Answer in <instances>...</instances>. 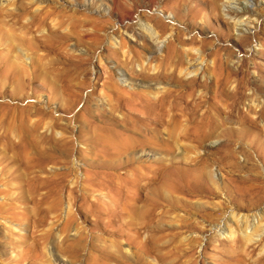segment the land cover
<instances>
[{
	"label": "rangeland",
	"instance_id": "374dc122",
	"mask_svg": "<svg viewBox=\"0 0 264 264\" xmlns=\"http://www.w3.org/2000/svg\"><path fill=\"white\" fill-rule=\"evenodd\" d=\"M108 1L0 0V264H264V1L254 0L258 19L242 17L252 21L245 31L235 25L233 13L224 14L225 0H116L118 12L112 16L101 12ZM152 16L161 21L152 29L164 28L157 41L142 26ZM112 25L117 33L109 38ZM176 32L181 33V42H175L178 55L169 62L163 57ZM120 39L130 58L135 56L134 63L125 61ZM157 43L162 51L154 53ZM216 53L223 73L235 72L237 78L234 74L231 78L241 87L238 94H226L218 102L221 111L214 107L219 113L214 112L213 135L198 146L199 152H210L209 158L192 156L184 147L190 141L181 131L193 125L187 118L179 123L183 129L172 131L158 122L146 130L138 123L141 132L136 137L145 145L136 148L137 154L144 149L150 153L147 157L127 162L86 154L96 129L127 131L126 125H131L121 116L123 109L112 101V110L109 104L110 92L103 87L106 70L113 71L119 82L123 71L146 84L153 79L154 67L162 73L168 70L169 77L163 73L158 81L191 102H202L199 117L211 109L204 98L212 94L198 83L214 79ZM177 59L184 65L190 59L201 63L197 72L171 73L169 65ZM193 75L194 85L188 80ZM122 85L129 91L138 89ZM234 85H228L229 92ZM233 98L235 107H227ZM69 100L75 102L67 107ZM155 133L159 143L183 145L166 155L165 147L151 142ZM67 138L73 155L68 163ZM9 140L22 142L11 149ZM67 166H72L78 184L66 180L54 194L59 186L39 176L64 172ZM97 171L127 174L122 186L135 180L133 173L140 174L131 186L139 207L138 225L153 219L149 227L129 226L128 232L136 233L138 240L147 239V251L120 236L122 252L117 256L114 237L94 225L90 216L81 211L67 217L68 189L76 185L81 191L86 173ZM102 177L100 185H89L96 191L89 196L106 198L104 193L118 189L115 177ZM231 213L241 223L230 218ZM227 220L235 230L231 238L217 232ZM81 243L72 256V248Z\"/></svg>",
	"mask_w": 264,
	"mask_h": 264
},
{
	"label": "bare ground",
	"instance_id": "6f19581e",
	"mask_svg": "<svg viewBox=\"0 0 264 264\" xmlns=\"http://www.w3.org/2000/svg\"><path fill=\"white\" fill-rule=\"evenodd\" d=\"M124 3H125V1H124ZM260 3H262V0L259 1V4ZM84 4L87 5V2L86 3L84 2ZM88 4H89V2H88ZM115 5H116V0H109L108 4H105L103 7L101 6V8H102L101 12L102 13L108 12L112 16L113 12H115V10L117 11V9H115ZM127 5H129V4H127ZM131 6L132 5L130 4L129 7H131ZM221 8L224 11L225 15H228L230 13L234 14L235 25L238 27V29L240 31H245V30L249 29V26L252 24L251 20L249 21V20L242 19V17L244 18V15H247V17H249V18H255V19H258V15H259L258 3H256L254 0H225V2H223V4H221ZM98 17H93V21H96L98 19ZM109 17L105 16L103 19L109 20ZM149 22H147L148 24L145 23L142 26L148 32L149 38L153 41H157L159 35H161L164 32V28H161L158 31L152 29V24L155 27V25L159 26L160 22H161L158 18L155 19V16H152L151 20ZM111 27H112L111 32L108 33L109 38H111L110 35H112V34L116 35V33H117V31L115 30V26L112 25ZM92 31H94L92 33H95V34H97V36H99L98 31H95V30H92ZM173 37H174L173 39L168 41L167 50H166V53L164 54V57H163V59H165L166 61H169V62H170V60H172L174 55H176V56L178 55V48L175 45V42H177V41L181 42V33L176 32V33H174ZM118 46H119V49L121 50V52L123 54V57H125V61L127 60L126 62L129 64L132 61L134 63L135 56L132 55V58H130V56H129L130 52L125 47L126 46L125 41L120 39V41L118 42ZM185 49H187V48H185ZM152 50L154 53H159L162 51V46L157 43L156 45H154L152 47ZM133 57H134V60H133ZM181 61H182L181 59H177V61L174 64L169 65V67L172 66L171 73H174L176 71H178V72L186 71L185 74L190 73V72H197V70L199 69L198 65L201 63L200 61H198L196 59L195 60L190 59L186 63V65H184V63H182ZM222 64L223 63L221 62L218 54L216 53L215 60L212 63V70L214 71V79L209 83H206L205 80L200 81V82L198 81L199 82L198 84L202 88H206V90L207 89L210 90L211 91L210 94H212V95H208L204 98L205 101L209 102L210 106H208V107L211 108V109L208 108L207 112H205V113H208V112L210 113V110H211V113L208 115H206L205 113H202V114L200 113L201 115L199 117H197V112L199 111L198 108H199V106H201L202 102H200V101L199 102H191L187 98L185 99V97L183 95H180L183 93H181L179 90L172 88V87L170 88L169 86H166V85H164L158 81L159 77L163 73H165V75L167 77H169V74H168L169 72L168 73L166 72L168 70H166L162 73V71H159V70L155 71L158 68L154 67L152 70L154 72H152V74H151L153 79L150 81L148 80L150 83H147V84L142 83V82L139 83L135 80H132L123 71H120L118 74V76L121 80V82H119L116 80V78H115L116 76L114 75L113 71H111V70L107 71L106 70L105 75H104V80H103V87L110 92V93H108L109 95L107 96L109 104H110L112 110H114L113 105H111L112 101H114L113 103L115 105H117L120 109H123L125 111V113H122L121 116L122 117H128L124 120L126 123H130L131 125H129V124L126 125L127 131L117 130V129H114V128L108 127V126L103 127L100 130L96 129L94 139L90 142L89 147L85 148V150L87 151L86 154L90 153V154H93L97 157H111L112 156L113 158L118 159V160L125 159L127 162L130 160H133V159H141L143 157H147L150 155V153H149V151H145L144 149L141 150V153L137 154L138 152H137L136 148L138 146H144L145 145L143 140L138 139L136 137L137 134L141 132V128L139 127L138 123H141L143 128L146 130V129H149L148 127H150L152 124H155L158 122V123L164 124L165 127L168 128V131L169 130L172 131V130H175V129H173L174 127H180L179 123L182 122L181 121L182 118H187L188 120L193 122L192 123L193 125L189 126L188 128L184 127V129L182 127H180V130L183 129L181 131V132H183V134H182L183 139L190 141V143H188V144H185V142H183L185 144L184 147L187 146L188 152L191 155L194 154V156L202 158L204 160L209 158L210 152L205 151V152L201 153L198 151V146L201 145L206 139L211 138L213 135L211 127H212V125H214L213 123L215 122V121H213L214 112L216 114L218 112V111L214 110V107L217 106L218 110L221 111L219 106H218V102L224 97L227 98L226 94H238L239 89L241 87L240 81H238L237 79L231 78V76H232L231 74H234L236 77L237 76L236 73L235 72L223 73V70L221 68ZM141 68H144L142 66V64H141ZM34 73L35 72H33V74ZM18 75H19V73H18ZM20 76H18V77H20ZM188 80L191 82L192 85H194V84H196L197 76H195V75L190 76ZM201 82L204 83L203 86H202ZM233 82H235L234 90L229 92L227 87H228V85H230ZM121 83L127 84V85L130 84V86L136 87V88L138 87V89L129 91L128 89L123 87V85ZM104 91L105 90H103V93H104ZM151 92L153 94H155V97L153 99L151 97H150L151 99H148L147 96H148V94L150 96ZM206 92H208V91H206ZM94 93L95 92L92 91L89 94H94ZM152 96H154V95H152ZM74 102H75V100L65 101V105L67 107H70ZM236 102H237V99L233 98L230 101V104L227 105V107L228 106L231 108L235 107ZM205 111H206V109H205ZM257 113L259 116L262 113V108H260L259 111H257ZM243 116L253 123L256 122L254 117L251 118V117H248L249 115H245V114ZM184 121H185V119H184ZM183 123H181V124H183ZM188 123H186V124H188ZM216 125H217V122H216ZM156 136H157L156 133H155V135H152L153 139L151 140V142H154V144L157 147H159V146L165 147L167 149L165 151L166 155L170 154L171 149L174 146L177 149L178 147H181L180 145H183L182 143H180L181 141L180 142H178V141L169 142L170 140L169 141L167 140L168 143H166V142L164 144L162 142L159 143V142H157L158 139ZM171 137H173V136L171 135ZM174 137H176V136H174ZM180 137H181V133H180ZM67 139H69V138H67ZM21 142H22V140H20L17 143L15 141L9 140L8 145L11 147V149H14V148L20 147ZM71 142L72 141L69 139V140L65 141V145H64L65 146L64 154H65V158L67 159L66 163H68L70 161L69 157L73 156V155H71ZM83 149H79V150L82 151V153H83L84 152ZM83 160H86V161L88 160L87 155H86V157H83ZM102 172L103 171H97L94 173H92V172L86 173L85 177L83 178L84 184H83L82 190L80 189L81 191L77 190V188L75 187L78 184L79 178L76 175H72V166L71 167L67 166V170L64 172H57V173H54L52 175L44 176V177L39 176V178H40V180L41 179L44 180L46 183L47 182L54 183L56 186H59V189H57L58 191H54V194H58L60 189L64 188L65 183H67L66 180H68V181L70 180L72 184H76V185H73L72 187H70L68 189L69 200H68V212L66 214L67 217L71 218L72 216L76 215L75 213H77V212L79 213L81 211H82V213H84V216L85 215L90 216L92 223L94 225L100 226V228L103 231L108 232L109 234H111L114 237V239H112L113 240L112 243H114V244H112V247H113V251H114L115 255L118 256L119 253L122 252L121 246L119 245V243H121V242L118 239L120 236L125 237V239H127V240L134 241L137 244L139 249H141L143 251H147L148 250L147 239H145V241L138 240V239H136L137 238L135 235L136 233L130 234L129 233L130 231L128 232L129 226H134V229L136 228L137 230H142L143 228L150 226V219L151 218H148L149 220L146 222L140 221L141 225H138V220H137L138 215L136 217V214L139 211V209H138L139 207H137V203H136L137 198L134 195V193L132 192L131 186L136 184V182H137L136 178H139L140 174L133 173L132 179H135V180L131 181V183L127 184L126 186L125 185L122 186V183L124 180L122 178V176L125 177V176H127V174H122V173L115 174L114 173L112 175H108L107 173H102ZM102 175L115 177L114 186L118 185V189L116 191H113V192L107 191L106 194L104 193L106 198L89 196L88 192H91V193L96 192L95 189H91L89 187V185H97V186L100 185V183H101L100 178H103ZM109 189H111V188H109ZM54 190H56V188H54ZM61 191H63V190H61ZM73 208H75V211H73ZM153 208L155 209V207H153ZM148 213H147V215H148ZM147 217H151V216H147ZM230 218H232L234 221L236 220L237 223H241V221H239V218L236 217L235 213H231ZM228 221L229 220L225 221L224 224H221L219 226V228H217V232L219 235H224V236H228L231 238L235 235V230H234V227L232 226V223L230 224ZM243 222H245V221H243ZM101 223L104 225V227H101V225H100ZM107 227H109L110 229H108ZM76 234H77V232H76ZM126 236L128 238H126ZM82 245H83V243L76 245V247L74 246L72 248V250L70 251V254L72 256H74L77 252V249L80 248ZM124 250L126 252H128L129 248L126 247V248H124ZM112 257H110V258H112ZM114 258H116V257H114ZM124 258L125 257H123V259ZM114 260H115V262L117 261V259H114ZM128 262H129V260H128ZM102 264H104V263H102Z\"/></svg>",
	"mask_w": 264,
	"mask_h": 264
}]
</instances>
